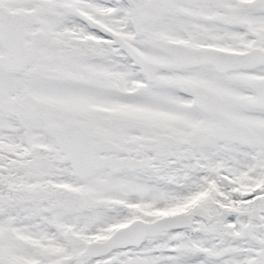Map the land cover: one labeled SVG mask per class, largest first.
I'll return each instance as SVG.
<instances>
[{
    "label": "snow or ice",
    "instance_id": "6c2138e0",
    "mask_svg": "<svg viewBox=\"0 0 264 264\" xmlns=\"http://www.w3.org/2000/svg\"><path fill=\"white\" fill-rule=\"evenodd\" d=\"M0 264H264V0H0Z\"/></svg>",
    "mask_w": 264,
    "mask_h": 264
}]
</instances>
